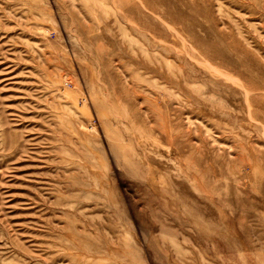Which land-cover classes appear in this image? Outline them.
Returning a JSON list of instances; mask_svg holds the SVG:
<instances>
[{"label": "rangeland", "instance_id": "374dc122", "mask_svg": "<svg viewBox=\"0 0 264 264\" xmlns=\"http://www.w3.org/2000/svg\"><path fill=\"white\" fill-rule=\"evenodd\" d=\"M0 264H264V0H0Z\"/></svg>", "mask_w": 264, "mask_h": 264}]
</instances>
